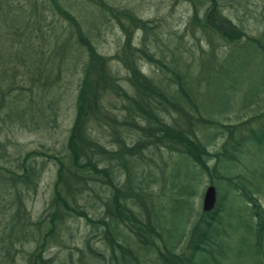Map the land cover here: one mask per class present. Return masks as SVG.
Returning a JSON list of instances; mask_svg holds the SVG:
<instances>
[{"label": "trees", "instance_id": "1", "mask_svg": "<svg viewBox=\"0 0 264 264\" xmlns=\"http://www.w3.org/2000/svg\"><path fill=\"white\" fill-rule=\"evenodd\" d=\"M89 1L98 8L97 21L98 17L106 16L115 21L122 33L121 44L110 58L98 54L90 41V30L83 29L57 0H48L51 8L66 22L74 35L81 52L78 56L79 60L81 58V76L76 84V94L72 101L73 116L62 152L49 156L28 152L17 165L16 171L0 166V215L7 213V219L4 218L3 223L0 220V264L9 263L13 245L27 241L35 243V248L27 255L26 264H52L42 256V252L46 239L54 233L64 215L81 217L87 224H99L103 228V241L111 251L108 264H207L206 255L219 244L214 236L218 226L217 217L230 192H235L245 202L249 215L255 218L256 244H260L264 231V210L256 200L257 192L243 178L238 164L243 147L259 146L264 142V122L259 121L260 118L264 119V114L260 112L261 115H253V118L238 124L223 125L212 119V116L232 109H213L212 106L214 101L222 100L224 95L206 98L201 89L217 84L226 91L237 90L232 75L234 61L231 55L244 49H253L264 55V19L261 33L252 37L222 14L220 1L185 0L191 5L189 24L199 26L205 33L216 35L226 45H230V49L217 62L214 61L210 66L201 63L196 70H190L185 64L181 67L171 51V69H168L171 78L163 83L160 79L145 76L136 64L141 56L148 64L156 63L167 69L152 54L144 51L147 21L126 9L109 6L102 0ZM137 31L142 33L138 43L140 47L132 44V34ZM2 49L10 54L13 52L0 46ZM110 60L125 70V80L131 95L119 86L116 75L110 70ZM17 63L25 66L22 76L27 83H31L34 88L46 87L40 81L46 68L33 66L29 69L22 60ZM9 64L7 62L0 66V84L5 83L4 88H0V110L4 107L3 96L14 86L12 81L16 70L9 67ZM44 78L47 76L44 75ZM107 96L117 97L126 103L121 120L105 109L103 99ZM236 101L238 108L233 111L257 105L260 98L244 94L236 97L233 103ZM32 109V99L25 97L21 100L15 97L5 118L10 123L26 127L32 119ZM161 112L167 115V121L160 115ZM251 119L259 121L255 129L248 127ZM120 126L130 127L129 131L124 132L126 135L132 132L133 143H126L119 135L122 131ZM93 128L108 129L114 139L115 149L105 148L92 137L90 131ZM218 135L221 143L217 149H210L211 142ZM148 150L157 153L158 162L144 155V151ZM37 156L51 159L55 166L48 206L52 211L40 243L35 237L40 234V221H29L21 198L22 192L34 188L39 178V169L35 163ZM144 161L157 171L155 179L150 176L152 173ZM173 167H182L183 171L177 172ZM203 174L209 177L216 175V182L208 181L215 190V203L208 213H194L190 198ZM95 177L110 189V197L103 203V214L109 217V222L103 219L92 220L84 212L72 207L76 198L88 189V183L95 180ZM115 177L121 179V182L115 184ZM155 182L158 183V189L152 192L150 184ZM217 192L221 194L218 200ZM5 195H9V199L2 205L1 200H5ZM159 195H163L164 200L171 198L174 204L180 206L181 211L174 218L176 223L172 228L162 226L167 225L168 221L164 216V207L154 205ZM192 215L194 217L191 219ZM117 223L126 227L132 240L128 237L123 243L117 242L116 238L120 235L116 230ZM182 241H186L183 246L186 248L185 253L177 250ZM85 249L89 258L97 257L87 244ZM101 262L106 264L104 259Z\"/></svg>", "mask_w": 264, "mask_h": 264}, {"label": "rangeland", "instance_id": "2", "mask_svg": "<svg viewBox=\"0 0 264 264\" xmlns=\"http://www.w3.org/2000/svg\"><path fill=\"white\" fill-rule=\"evenodd\" d=\"M102 1L116 9L131 11L136 17L147 21L144 51L152 54L155 60H159L167 67L164 69L156 63L148 64L140 56L136 64L147 77L160 79L163 83L167 82V78H171L168 70L171 69V51L181 67L185 64L190 70H196L201 63L209 65L214 61L217 62L230 49V45H226L216 35L205 33L199 26L189 24L191 5L185 0ZM218 1H220L222 14L240 26L246 35L257 37L261 33L264 0ZM57 2L75 17L83 29L90 30V41L98 54L106 58L114 55L123 37L111 17H98L97 21L98 8L89 0H57ZM198 14L201 16V10ZM141 34L138 31L133 32L134 47H140L138 43ZM0 46L13 51L10 54L5 49L0 50V66L10 62L14 65L9 64V67H14L16 70L12 81L14 86L9 93L3 96L4 107L0 110V166L16 171L17 165L28 152L33 151L48 156L62 152L73 116L72 101L76 94V84L81 76V58L78 59L81 52L77 48L70 28L51 8L48 0H0ZM20 47L24 48L20 49ZM231 57L234 61L232 75L235 77L234 86L237 90L227 89L226 91L217 84L201 89L206 98L224 95L222 100L214 101L212 106L213 109H232V111L212 116V119L223 125L238 124L248 118H253V115H259L260 112L264 114V55L253 49H244L238 50ZM19 60H22L29 69L33 66L46 68L47 73L44 71L40 78L46 87L34 88L31 83H27L26 78L22 76L25 66L23 67V63H17ZM109 67L116 75L119 86L131 95V90L125 80V70L114 60L109 61ZM57 70L58 75H56ZM44 75L47 76L46 79ZM240 81L243 85H241L242 82L237 85ZM169 85L172 86L173 83ZM4 86V82L0 84V88L3 89ZM244 94H250L255 99L260 98V101L257 105L248 106L244 109L245 111H233L238 108L237 101L234 103L233 101ZM15 97L21 100L25 97L32 99V119L26 127L10 123L5 118ZM103 105L111 115L121 120V116L125 113L126 103L124 101L117 97L107 96L103 99ZM160 115L167 121L168 118L164 112ZM259 121L264 122V119L260 118ZM259 121L251 119L248 127L255 129ZM120 128L122 131L120 130L119 135L123 140L126 143H133L132 132H128L127 135L124 132V130L129 131L130 127L120 126ZM90 135L105 148L115 149L114 139L108 129L93 128ZM220 143L218 135L211 142L210 149H217ZM144 155L158 162L157 153L153 150L144 151ZM171 158L174 159L173 156ZM35 163L39 169V178L34 188L22 192L21 198L29 221H40V234L35 236L40 243L49 224V213L52 211V208L48 209V206L55 177V166L51 159L43 156H37ZM144 165L153 174V176L150 175L152 179H155L154 175L157 171L147 161H144ZM238 166L243 178L257 192L256 200L264 210V142L259 146L243 147ZM175 169L177 172L183 171L182 167ZM95 178L88 183V189L76 198L72 207L84 212L92 220L103 219L109 222V217L103 214V203L108 201L110 189L100 183L97 177ZM118 179L115 177L113 180L115 184L121 182V179ZM209 180L216 182V175L212 174L209 177L203 174L197 181L194 195L190 198V206L194 213L201 212L202 193L209 185ZM157 189L158 183L150 184L152 192H156ZM220 196L221 194L217 192V200ZM4 199L1 200L2 205L7 203L9 195H5ZM159 204L164 207V216L168 221L167 225L162 226L164 228L174 227L176 223L174 218L181 211L180 206L174 204L171 198L164 200L163 195H159L154 200V205ZM223 206L222 211L218 213L217 232L214 234L219 244L206 255L207 264H264V231L261 243L257 245L254 229L256 220L249 215L245 202L235 192H230ZM6 212L9 213L8 210ZM193 217L194 215L191 219ZM4 218L7 219L5 212L0 215L1 223ZM116 226V230L124 237L117 236V242L123 243L128 237L132 240V236L124 225L117 223ZM103 232L99 224L90 225L81 217L64 215L63 220L56 225L54 233L46 239L42 256L49 259L52 264H102L101 259L108 264L111 251L103 241ZM85 244L94 251L97 256L95 259L89 258ZM185 245L186 241H182L177 250L185 253L186 248L183 247ZM34 248L35 243L31 241L13 245L10 250L11 260L8 264H26V257Z\"/></svg>", "mask_w": 264, "mask_h": 264}, {"label": "water", "instance_id": "3", "mask_svg": "<svg viewBox=\"0 0 264 264\" xmlns=\"http://www.w3.org/2000/svg\"><path fill=\"white\" fill-rule=\"evenodd\" d=\"M215 203V191L213 186L208 185L205 187L202 198H201V207L200 210L203 213H208L212 210Z\"/></svg>", "mask_w": 264, "mask_h": 264}]
</instances>
